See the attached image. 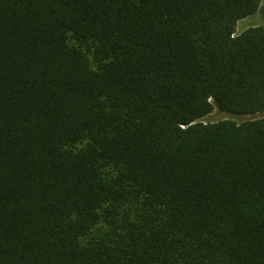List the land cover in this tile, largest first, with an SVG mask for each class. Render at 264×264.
Wrapping results in <instances>:
<instances>
[{
	"label": "trees",
	"instance_id": "obj_1",
	"mask_svg": "<svg viewBox=\"0 0 264 264\" xmlns=\"http://www.w3.org/2000/svg\"><path fill=\"white\" fill-rule=\"evenodd\" d=\"M259 3L0 0V264H264Z\"/></svg>",
	"mask_w": 264,
	"mask_h": 264
},
{
	"label": "rangeland",
	"instance_id": "obj_2",
	"mask_svg": "<svg viewBox=\"0 0 264 264\" xmlns=\"http://www.w3.org/2000/svg\"><path fill=\"white\" fill-rule=\"evenodd\" d=\"M253 23H259V24L261 23L262 25H264V0H260L259 8L256 11V13L252 15L250 18L242 21L239 24V27H244L245 25H249ZM222 116L223 114H221L220 112L213 111L208 119H211V120H213L214 118L218 119V118H221Z\"/></svg>",
	"mask_w": 264,
	"mask_h": 264
}]
</instances>
